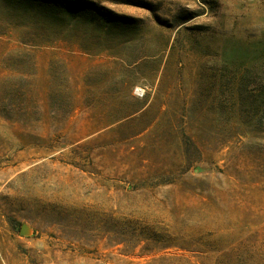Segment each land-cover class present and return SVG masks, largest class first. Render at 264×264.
<instances>
[{
  "label": "rangeland",
  "instance_id": "obj_1",
  "mask_svg": "<svg viewBox=\"0 0 264 264\" xmlns=\"http://www.w3.org/2000/svg\"><path fill=\"white\" fill-rule=\"evenodd\" d=\"M86 1L0 0V264H264V0Z\"/></svg>",
  "mask_w": 264,
  "mask_h": 264
},
{
  "label": "trees",
  "instance_id": "obj_2",
  "mask_svg": "<svg viewBox=\"0 0 264 264\" xmlns=\"http://www.w3.org/2000/svg\"><path fill=\"white\" fill-rule=\"evenodd\" d=\"M47 1L49 2V8L58 7V10L60 9L64 14L65 12H68V10L71 12L73 11L80 12L79 10H81L82 8L90 10L89 12H91L92 14L96 13V11L104 13L102 8H98V6H96L93 2H87L86 0H77V2H74V0H47ZM246 71H251V69L248 68ZM213 76H214L213 78L214 81H216V79H219V75L216 72L213 74ZM226 83L228 86L229 101L232 110L236 114V117L238 118L241 110L244 109L246 105H248L251 106L252 108H256V116L254 122L261 120L264 123V73L257 80L256 86L250 90H248L249 84L243 81V78L240 77L239 71H234L231 74V77H228ZM217 91H218L217 86H215V89L213 90L212 93L216 94ZM244 94H246V96ZM177 167L180 168L181 166L178 164ZM128 229H129L128 236L132 239L131 240L132 248L137 247L142 242V240L159 241V242L165 241L164 239H161L160 235H158L157 232H155V234H149L146 232L141 233L137 231V228L135 226H129ZM120 242L122 241H119L118 243ZM164 245L165 246H162L161 248H167L168 246L166 245L169 244H164Z\"/></svg>",
  "mask_w": 264,
  "mask_h": 264
},
{
  "label": "water",
  "instance_id": "obj_3",
  "mask_svg": "<svg viewBox=\"0 0 264 264\" xmlns=\"http://www.w3.org/2000/svg\"><path fill=\"white\" fill-rule=\"evenodd\" d=\"M25 229H27V226L26 225H23L22 232H24Z\"/></svg>",
  "mask_w": 264,
  "mask_h": 264
}]
</instances>
